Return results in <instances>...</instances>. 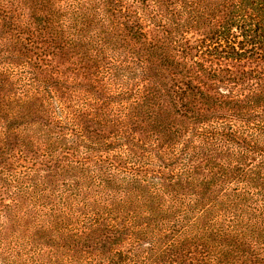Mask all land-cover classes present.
Segmentation results:
<instances>
[{
    "label": "trees",
    "instance_id": "1",
    "mask_svg": "<svg viewBox=\"0 0 264 264\" xmlns=\"http://www.w3.org/2000/svg\"><path fill=\"white\" fill-rule=\"evenodd\" d=\"M149 1L0 5L1 264H264V0ZM46 45L78 74L27 71ZM103 61L125 104L95 105Z\"/></svg>",
    "mask_w": 264,
    "mask_h": 264
},
{
    "label": "rangeland",
    "instance_id": "2",
    "mask_svg": "<svg viewBox=\"0 0 264 264\" xmlns=\"http://www.w3.org/2000/svg\"><path fill=\"white\" fill-rule=\"evenodd\" d=\"M75 0H14L15 5L17 4H22L23 3V8L24 11L27 10L29 7L34 8L35 10H42L43 14L46 15L47 10L50 9L52 7V5L54 6V11H58V12H62L63 15H67V5L70 3H73ZM13 0H0V5L1 6H5L7 9H9L11 12L14 9L13 7ZM152 2H148L146 3L145 0V6H149L151 5ZM170 3H165V5L170 6ZM145 6L141 5V8H145ZM42 13V12H41ZM70 16H63L62 19L66 22L70 21L69 20ZM126 21H128L126 19ZM101 38H102V34ZM48 53H46V56H40V51H33L32 53H28L26 55V57H24V61H26V69L27 71L30 72H34L37 73L38 75H42L45 76L46 74H51V72L57 70L56 75L58 76V78L65 80V79H70L75 77V73L78 74V72H76L75 66H72L71 63L67 62V60H64L63 58L59 57V55H57L55 53V50L49 48L47 45L45 46ZM49 55H57L58 58L56 57H51ZM96 55H98L96 53ZM123 56V55H122ZM122 56H119L115 59V63H121L122 62ZM97 58L95 60H93L92 62L86 61L84 62V66H80L77 65V68H80L79 70L81 72H83L84 70L82 69V67H88V69L92 68V66L94 67V64L98 61H96ZM100 60V59H99ZM73 61V60H72ZM76 62L78 61L75 60ZM37 63L38 67L34 68L33 66H31L32 64ZM106 63L107 62L106 60ZM49 65V66H46ZM56 68V69H55ZM93 71V68L91 70V72ZM75 72V73H74ZM117 72V73H116ZM100 73L101 74H97L95 73V76L90 77V81L89 84L92 85V94L93 95H97V99H100L98 104L95 105H101L102 103H111V104H125L127 102V99L130 98V95L134 94V91L138 92V82L136 81V78H129V77H125L124 75L126 74H120L118 73V69L116 70L115 68H110L109 66H107L105 64V62L103 61V64H101V68H100ZM90 72H87V75H89ZM169 77V75H165L164 76V80ZM76 78H78V76L76 75ZM80 80V78H78ZM167 82V81H166ZM82 91V89H80ZM81 91H77V92H81ZM128 91V92H127ZM132 93V94H131ZM86 93H81L79 94L81 99L83 98V96H85ZM12 98H15V96L18 95V92L16 90H13L10 93ZM60 93H57L56 96H59ZM75 95V94H74ZM78 95V96H79ZM70 96V92H67L66 95ZM60 97H62V95H60ZM64 101V98H61ZM107 99V100H106ZM105 101V102H104ZM131 103L132 100H129ZM12 102V101H11ZM121 102V103H120ZM81 102H79L78 104H80ZM115 105V106H116ZM14 107V105H12V103H10V107ZM11 115V114H10ZM22 121L24 123L22 124H18V122H16L15 119H13V121L11 123L8 124V129H11L13 132L11 134V136H9V140H8V148L7 150L12 151L13 153H17L19 151V149L21 148V144H22V137H19V133L24 136V138L28 137L29 131L31 129H35L34 123L32 122V120L26 119V120H19ZM1 134V133H0ZM12 149V150H11ZM7 152V151H5ZM31 156V155H29ZM8 156H6L7 158ZM22 164V162H21ZM6 165V163H4L3 160H0V168H3ZM27 167L28 164H26ZM15 167V166H14ZM14 169V171H20V169ZM4 198H6V204L10 203L9 200L7 199V196L4 195ZM4 213L0 214V225L1 223L6 221V218L3 217L4 215H12L11 210L8 211L7 213L5 211H2ZM26 252V251H25ZM26 254V253H25ZM1 264V263H0Z\"/></svg>",
    "mask_w": 264,
    "mask_h": 264
}]
</instances>
